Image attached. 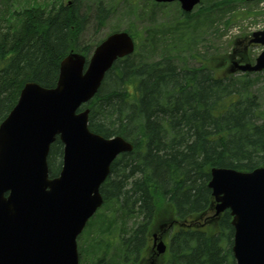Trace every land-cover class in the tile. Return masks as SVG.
Returning <instances> with one entry per match:
<instances>
[{
  "label": "trees",
  "instance_id": "trees-1",
  "mask_svg": "<svg viewBox=\"0 0 264 264\" xmlns=\"http://www.w3.org/2000/svg\"><path fill=\"white\" fill-rule=\"evenodd\" d=\"M77 1L17 10L0 0V122L26 82L54 87L64 56L75 51L87 62L103 39L80 43L87 16L79 13ZM209 3L198 8L205 17L215 9V1ZM105 6L102 0L96 5L97 29L109 15ZM180 13L190 20L189 13ZM122 30L131 34L128 28ZM136 51L137 44L134 53L115 60L84 105L92 132L119 135L133 148L114 159L100 186L103 205L112 209L100 219L99 230L103 223L107 226L99 236L93 231L90 243L98 242L97 254L83 262L78 246L79 264L138 262L164 205H169L173 218L195 226L172 232L163 264H235L229 210L215 220L191 217L210 215L207 182L212 167L250 171L264 162V110L249 89L248 73L237 83L236 77L222 76L214 66L178 68L169 57L137 61ZM61 151L56 139L48 155L50 176L60 169ZM120 226L121 248L115 255L114 235Z\"/></svg>",
  "mask_w": 264,
  "mask_h": 264
},
{
  "label": "water",
  "instance_id": "water-1",
  "mask_svg": "<svg viewBox=\"0 0 264 264\" xmlns=\"http://www.w3.org/2000/svg\"><path fill=\"white\" fill-rule=\"evenodd\" d=\"M178 1L184 12L200 0ZM263 48L254 62L235 60L229 71L264 70V28L247 44ZM135 50L134 38L114 31L93 49L88 62L78 52L64 56L54 87L26 82L0 122V264H79L77 237L102 205L100 186L114 159L133 145L88 127L89 108L115 60ZM62 144L58 173L49 175L48 155ZM207 186L212 219L228 209L235 264H264V162L250 171L212 167ZM156 253L165 251L162 241Z\"/></svg>",
  "mask_w": 264,
  "mask_h": 264
},
{
  "label": "rangeland",
  "instance_id": "rangeland-1",
  "mask_svg": "<svg viewBox=\"0 0 264 264\" xmlns=\"http://www.w3.org/2000/svg\"><path fill=\"white\" fill-rule=\"evenodd\" d=\"M72 1L7 0L10 7L17 10L28 6H41L49 9L51 5H68ZM98 1L100 0L77 1L80 12L87 16V23L80 35V43L93 44L113 30L128 28L137 44V61H148L149 59L155 61L162 57H169L178 68L184 66L198 67L205 64L216 67L217 73L222 76L230 74V76L236 77V81L239 83L238 80L244 73L230 72V61L242 56L245 61L253 62L263 48L261 44L248 45L247 41L252 32L264 28V0H214L215 9L206 17L201 15L200 10H198L200 7L207 6L211 1L204 0L203 4L196 5L189 12L190 20H186V17L180 13L181 9L177 1L156 3L154 0H102L109 11V15L104 24L97 29L95 9ZM247 73L250 80L249 89L256 94L259 107L264 110V70ZM162 207L163 211L158 213L152 230H150L152 233L155 232L158 238L167 234L160 230L159 224L167 225L169 221L173 220L169 205ZM111 209V205H102L77 237V247H81L83 262L97 254L99 244L96 242L93 246L90 240L94 237V230L99 236V233L105 229L107 224L104 225L103 223V227L99 230L102 221L100 219L107 215ZM207 215V213L194 215L191 220L196 218L200 222ZM138 220L139 218H137ZM133 223V220L126 223L127 227ZM111 227L113 225H110ZM121 228L120 226L115 230L114 236L116 237L114 239L117 241L113 243L115 255L120 253L119 235ZM165 235L163 236L165 237ZM101 241L104 240L101 238ZM146 247L148 248V244ZM145 250L141 252V257L146 255L143 264H146L148 258ZM109 253L112 254L113 252L109 251ZM149 255V263L147 264H151L155 257L152 252ZM155 255L157 256L158 253ZM160 261L159 258L155 257L152 264H161Z\"/></svg>",
  "mask_w": 264,
  "mask_h": 264
},
{
  "label": "flooded vegetation",
  "instance_id": "flooded-vegetation-1",
  "mask_svg": "<svg viewBox=\"0 0 264 264\" xmlns=\"http://www.w3.org/2000/svg\"><path fill=\"white\" fill-rule=\"evenodd\" d=\"M178 222H179V220L174 218L172 221H169L167 225H165L164 223H163L164 225L161 224V223L159 224L160 230H162L163 232L165 231L164 233H167V234L166 235L163 234V235H165V237L162 235L161 238H158L157 235H155V239H157V240L162 239L166 243L167 247H166V251L164 253L158 254L157 256L155 255L156 251H155L154 244H153V236H152V234L154 232L152 233L151 231H149V235H147V239H146V242H145V245L148 244V248L147 247L145 248L146 249L145 251H146V254H147V257H148L147 261H146V264L149 263V257H150L149 253L150 252H152V254L156 258H159V261L161 260L160 261L161 264H163L166 261V258H167V255H168L169 238H170V235L172 234V232L177 231V229L180 227V223H178ZM150 230H152V227H151ZM145 257H146V255H144L140 260H138V264H143L142 262H144V260H146ZM155 257L152 259L153 263H154ZM152 261H151V264H152Z\"/></svg>",
  "mask_w": 264,
  "mask_h": 264
},
{
  "label": "bare ground",
  "instance_id": "bare-ground-1",
  "mask_svg": "<svg viewBox=\"0 0 264 264\" xmlns=\"http://www.w3.org/2000/svg\"><path fill=\"white\" fill-rule=\"evenodd\" d=\"M78 8H79V13H80V14H83V13L80 12V7H78Z\"/></svg>",
  "mask_w": 264,
  "mask_h": 264
}]
</instances>
